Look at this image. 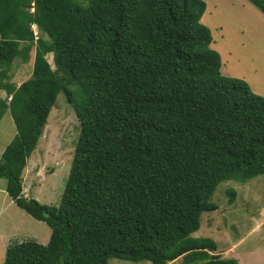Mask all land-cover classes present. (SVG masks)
Masks as SVG:
<instances>
[{
    "label": "trees",
    "instance_id": "trees-1",
    "mask_svg": "<svg viewBox=\"0 0 264 264\" xmlns=\"http://www.w3.org/2000/svg\"><path fill=\"white\" fill-rule=\"evenodd\" d=\"M248 1L264 14V0ZM205 10L204 0H0V89L11 96L0 117L9 109L16 125L0 178L51 228L46 244L11 242L4 264H240L191 234L217 209L220 182L264 174V97L222 73ZM32 49L30 77L5 83ZM61 91L79 133L49 205L24 194L22 175Z\"/></svg>",
    "mask_w": 264,
    "mask_h": 264
},
{
    "label": "rangeland",
    "instance_id": "rangeland-1",
    "mask_svg": "<svg viewBox=\"0 0 264 264\" xmlns=\"http://www.w3.org/2000/svg\"><path fill=\"white\" fill-rule=\"evenodd\" d=\"M206 10L201 18L211 32V48L221 58L224 75L238 77L251 89L264 97V14L248 0H204ZM31 28L37 30L35 25ZM34 50L29 59L22 62L15 58L9 68L5 83L18 86L30 77ZM52 64L51 54L46 55ZM0 97L10 99L6 90L0 89ZM81 101V97H77ZM16 133V125L10 110L0 117V155ZM79 133V121L64 93L47 118L42 135L27 159L23 172V192L43 204L60 201L67 180L71 159ZM6 179L0 178V264H4L5 252L13 241L33 239L46 244L51 228L18 206L5 190ZM234 190V195L231 191ZM233 196L234 201L229 203ZM211 201L217 209L205 211L200 216L199 228L193 237H210L217 244L222 257H234L251 253L249 262L264 264V174L244 182L225 180L215 188ZM241 240L239 245L236 244ZM246 259V258H245ZM111 264H152L150 261H131L111 258ZM168 264H189L183 260ZM246 264V263H245Z\"/></svg>",
    "mask_w": 264,
    "mask_h": 264
},
{
    "label": "crops",
    "instance_id": "crops-1",
    "mask_svg": "<svg viewBox=\"0 0 264 264\" xmlns=\"http://www.w3.org/2000/svg\"><path fill=\"white\" fill-rule=\"evenodd\" d=\"M239 243H241V240H239L238 242H236L237 245H239ZM236 251H240V250H234V252L232 253L235 257H237L239 259V263L240 264H258L257 261L255 262H249V258L251 257H248L251 255V253H243V254H238ZM246 258V259H245ZM175 262V261H173Z\"/></svg>",
    "mask_w": 264,
    "mask_h": 264
},
{
    "label": "built area",
    "instance_id": "built-area-1",
    "mask_svg": "<svg viewBox=\"0 0 264 264\" xmlns=\"http://www.w3.org/2000/svg\"><path fill=\"white\" fill-rule=\"evenodd\" d=\"M34 30V35H35V38H37L38 37V31L37 30H35V29H33Z\"/></svg>",
    "mask_w": 264,
    "mask_h": 264
},
{
    "label": "clouds",
    "instance_id": "clouds-1",
    "mask_svg": "<svg viewBox=\"0 0 264 264\" xmlns=\"http://www.w3.org/2000/svg\"><path fill=\"white\" fill-rule=\"evenodd\" d=\"M33 29V28H32Z\"/></svg>",
    "mask_w": 264,
    "mask_h": 264
}]
</instances>
